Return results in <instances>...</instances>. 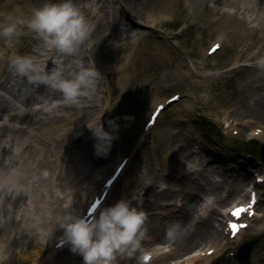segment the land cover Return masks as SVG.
<instances>
[{
    "label": "rangeland",
    "instance_id": "1",
    "mask_svg": "<svg viewBox=\"0 0 264 264\" xmlns=\"http://www.w3.org/2000/svg\"><path fill=\"white\" fill-rule=\"evenodd\" d=\"M90 1L74 0V3L81 9ZM45 3L46 0H0V25L24 22L17 24L19 35L10 40L0 37V70L5 66L4 63L17 56H28L35 60L47 58L45 64H50L49 59L54 57L56 62L63 63L65 75L73 70V61L77 57L47 54L42 42L26 27L33 10ZM128 3L136 7V16L141 14V10L154 14L158 9L169 7L161 14L166 22L157 29H152L144 23L131 26L128 19L130 11H126L122 5ZM87 19L95 25L91 37L92 45L85 47L79 58L85 61L86 66L90 65L100 73L97 84L92 89L94 91L97 87H102V90L98 91L97 101H81L76 108H70L74 105L55 106L59 102L54 103L56 99L52 94L35 89L36 85L29 86L25 78H10L14 81L9 83L8 87L2 83L5 78L0 82L1 123H8L7 115L13 111L26 113L31 107L34 108L32 110L42 109L49 116L58 114L56 118L48 119V126H51L48 132H42L40 127L33 125L32 132L23 135V144L18 141L12 147L9 145L11 151L18 149L12 159L9 154H3L5 151L0 152L1 224L4 223L1 221L3 216L11 212L5 217V220L10 221L9 227L3 235L0 232V236H3L0 239V264H13L20 259L18 242L29 254H34L40 249L41 246L32 248L26 245L28 233L24 228L35 225L42 232L51 230V227L39 226L42 214L49 216L50 212L38 211L36 207L50 205L52 193L61 194L60 185H66L69 189V185L59 177L69 168L72 161L75 164L79 162V166L87 163L88 168L84 167L94 171V179L99 180V186L87 183L90 187L89 193L79 197L75 205L82 208L83 214L87 204L121 161H126L127 166L111 188V197L104 207L112 206L121 199L132 202L138 198L137 195L140 196L138 204L144 201L153 202L154 197L145 194L154 183L156 173L162 167L161 162L166 163L169 156L176 155L185 164L182 175L194 173L190 176L207 186V193H200L196 198L199 207L197 211H191L189 223L195 226L201 219L207 218L212 209H216L218 211L211 218V224L220 233L224 228L223 214L242 199L233 202L232 198L224 204L217 202L227 195L229 186L236 183V179L244 177L246 171L241 165L250 170V177L247 182L241 183L240 196L238 194L234 198L245 196V203H248L247 189L256 183L259 174L264 176V164L260 158L264 145L262 129L254 128L240 132L238 128H231L230 131L232 116L223 118V114L218 113V108L213 104L218 101L220 106L222 103L230 105L233 101H240L239 96L243 95L246 98L245 103L243 106L238 105L235 114L238 117L252 116V111L258 108L257 100L264 97V89L257 90L259 86L264 85V69L256 64L257 60L264 57V0H104L99 5H92L91 15ZM141 36L148 41L143 39L142 43L138 44ZM125 37H128L130 48L117 57L106 51V45L121 47L123 44L120 39ZM213 44L221 47L216 53L209 55L208 49ZM152 52L164 56L165 59L160 60L157 55L153 61L150 55ZM252 56L254 59L248 60ZM238 57L240 60H235ZM113 58L116 63L112 66ZM165 63L172 66H165ZM121 65L126 67V70L115 72L112 77L110 68L113 70L116 67L120 70ZM240 65L243 66L238 67ZM248 66H257L258 72L249 75ZM156 69L159 70L155 72ZM191 71L194 75H189ZM251 77L263 79L260 82L254 81L249 90H244ZM91 95L90 90L89 96ZM126 95L130 97L123 100L122 97ZM176 96L178 101L172 103L171 99ZM198 97L205 101L198 102ZM189 101L195 103L193 109H187ZM165 102V109L156 124L149 131H144V123L155 105ZM77 111L81 112L80 115L89 111L91 115L85 119L79 118L73 123L59 121L61 117H69ZM39 114L44 116L42 111ZM113 117L115 121H112ZM248 120L263 121L257 115ZM130 123L134 125L135 131L132 134L136 137L131 139V134L121 149L109 152H105V146L98 142L88 129L102 125L105 131L111 134V142L115 138L113 133L124 128L123 132H126ZM11 124L18 125L15 122ZM76 124L77 128L67 134L68 129ZM261 126L264 127V123H261ZM81 132L86 135V139L77 142ZM12 136L13 134L6 136V133L2 132L0 141L9 140ZM137 137L140 140L138 147L128 154V149L137 141ZM92 138L95 142H90ZM114 143L116 147L122 144L118 140ZM19 146L21 148H18ZM200 146L205 147L208 153L213 150L214 155L210 158L209 154L200 153ZM66 151L71 153L72 157L65 158ZM187 154L191 155L188 160L185 159ZM51 159L53 163L46 162ZM110 169L111 172H108ZM261 179L263 182L260 183V196L263 201L256 211V215H260H254L251 221L245 219L249 222V227L238 237L230 239L228 245L235 251L230 252L226 264H239L237 251L242 244L253 239L258 241L245 264H264V178ZM226 181H229L227 186ZM162 182L157 183L156 190L166 191L169 186L173 187L172 183ZM84 187L83 184L82 188ZM72 190L77 191V188ZM176 201L177 199H174L172 202ZM168 202L169 199L162 200L161 205ZM56 204V200H53V206ZM160 211L156 209L155 212ZM72 213L74 214L73 210ZM6 227L7 225L4 229ZM60 240L61 237H56L52 247L42 254L41 259L37 256L31 258L40 264H45L51 258L53 260L50 264H83L82 257L74 254L71 246L60 251L62 247L57 244ZM171 248L170 243L150 248L140 244L133 256L117 258H127L128 264H143L142 256L149 253L151 259L146 264H160L157 261L154 263L156 257L169 252ZM199 252L196 249L189 254L169 255L164 264H186L187 258Z\"/></svg>",
    "mask_w": 264,
    "mask_h": 264
},
{
    "label": "bare ground",
    "instance_id": "2",
    "mask_svg": "<svg viewBox=\"0 0 264 264\" xmlns=\"http://www.w3.org/2000/svg\"><path fill=\"white\" fill-rule=\"evenodd\" d=\"M54 1L55 0H46L47 3L54 2ZM103 1L104 0H91L89 3H87L86 6H83L81 8V11L84 13V15L87 18H89L91 15L92 5H99ZM122 5L126 11H127V9L130 11L128 14V19L130 21L131 26H138V25H142V23H144V24H148V27H150L152 29H157L158 26L161 27L166 22V20L163 19V16L161 17V14H162V12L167 11V9L169 7H164L162 9H158V10H156V12L154 14H151L150 12H145V11L141 10V14L139 16H136V12H135L136 7L132 3L122 4ZM99 9H100V7L98 8V10ZM102 9L103 8L101 6V11H103ZM142 16H144V17H142ZM143 39H145V42L148 41V40H146V38L144 36L143 37L141 36L138 40V44H141ZM120 41L123 44L121 47L106 45L107 46V48H105L106 51L111 53L114 57H117L121 53H123L126 49L130 48V44H128V37L120 39ZM52 53H54V52H47V54H52ZM150 55L152 56L153 61H155L154 58L158 55V53H153ZM158 58L160 60L165 59V57L161 56V55H158ZM238 59L240 60V57L236 58L235 60H238ZM251 59H254V57L252 56V57L248 58V60H251ZM41 60L43 62H45L47 60V58H41ZM115 61H116V59L113 58V61L111 62L112 66H113V64L116 63ZM245 61H247V59ZM236 63L239 64L238 61H236ZM109 64H110V62H109ZM165 66H172V65L165 63ZM177 66H179V65H177ZM241 66H243V65H240L238 67H241ZM53 67H54V65L52 63L48 64V69L53 68ZM160 67H163V66H159V68ZM248 67H250V69L248 71L249 75H252V74L258 72L257 66H254V67L248 66ZM125 70H126V67H124L123 65L120 66V70L116 67L112 70V67H111L110 68V74L113 77V74H116L115 72H120V71L124 72ZM158 70L159 69H156L155 72H157ZM225 73L227 74L228 72L226 71ZM6 74H9V69L7 68V66H2V69L0 70V82L5 78V81L7 80V82L3 81L2 83L4 84V86L6 84V87H8V84L12 83V81H14V80H12V81L10 80V78H12V77L14 78V75L9 74L8 76H6ZM189 75H194V72L191 71L189 73ZM262 79H263L262 77H259V78L255 77L254 79L251 77V80L249 82H247L246 86L244 87V90H249V87H252V83L254 81L259 80L258 82H260ZM26 84H28V83L26 82ZM261 88L264 89V85L259 86L257 90H261ZM99 89L102 90V87H97L94 91H92V89H91L92 95L88 96L89 99H87V97H86V99H83L82 101H84V102L85 101H88V102L97 101L98 100L97 94H98ZM207 89H209V85H207ZM58 95H59L58 93L52 94V96H58ZM236 95H237V92H236ZM129 97H130V95H126V96H123L122 98L124 100V99L129 98ZM239 97H240V101H233V103L230 105H224L222 103L221 104L222 106H220V103L218 101H216V102L214 101L213 104L218 108L217 112L218 113L221 112L220 114H223L222 115L223 118H224V116H226V118H228L229 116H232L233 119H232V122L230 123V126H229L230 131H231V128H234V130L238 128L240 132H242L244 130H249V129L252 130L254 128L255 129H262V134H263L262 136H264V127L261 126V123L262 124L264 123V97L261 99H258L257 104L255 101V104L258 106V108L256 110L252 111V113H253L252 116L240 115L242 117H240V116L238 117V115L235 114V112L238 109V105L243 106L245 103V99H246L245 97H243V95H240ZM139 100L140 99L137 96V101H139ZM204 101H205L204 99H202L201 97H198V102L202 103ZM160 104H163V103H157L155 106L157 107ZM187 105H188L187 109H193V107L195 106V103L189 101V102H187ZM65 108H67V107H65ZM70 108H76V107L73 106ZM32 109H34V108L31 107V109L29 111H27L26 113L13 111L10 115L9 114L7 115L8 116V118H7L8 123L5 124V123L0 122V124H2V126L0 127V138L2 137V132H5L6 136L13 134V136L9 140L0 141V152L5 151L3 154H6V155L9 154L11 156L10 159H12V157L17 154L16 150H18V149L11 151V150H9V145H10V147H12L13 144L18 143V141H20V144H23L21 142L23 135L32 132L31 127L33 125L40 127L42 129V132H48V130L51 127L50 125L48 126V119L56 118L58 116L57 113L49 116V114L46 113V111H43L42 109H40V110H37V109L32 110ZM229 109H232V111ZM40 111L43 112V114H44L43 117H41L42 115L39 114ZM9 112H11V111H9ZM80 114H81V112L77 111V112H74L69 117L68 116L67 117H65V116L61 117L59 121H61L63 123L64 122L73 123L79 118L85 119L88 115H91V112L87 111L86 113H83L82 115H80ZM256 115L260 116V119H262L263 121L260 122V121H256V120H248V119H251L253 117H256ZM149 118H150V116H149ZM2 119H4V118H2ZM115 120L116 119L113 117L112 121H115ZM12 122L18 123V125H12L11 124ZM26 122H27V126H25ZM146 122L144 123V125L146 124ZM75 128H77V124L74 125V127H70L67 131V134H70ZM86 129H84L83 131L85 132ZM124 129H121L118 132L116 131L117 133L116 132L113 133L115 138L111 142H109L110 143L109 147L104 148L105 152H109V151L115 150L117 148L121 149L123 147V145L128 141L129 136L132 134V132L135 131L134 125L132 123H130L128 128H126V130H127L126 132H123ZM135 137H136V135L132 134L131 139L132 138L134 139ZM41 138H42V136H41ZM85 139H86V135L81 132L79 137H78L77 142H83ZM116 140H118L120 143H122L121 146L116 147V145L114 143ZM90 142H95V139L92 138L90 140ZM139 143H140V140L137 137V141H134L133 145L128 149V154L133 153L134 150H136ZM18 148H21V147L19 146ZM199 149H200V153H202V154L207 153V154H209L210 158L212 157V155H214V153L212 152L213 150L208 153V150L205 147L200 146ZM64 153H65V158L72 157L71 153H69L68 151H66ZM190 157H191V155L187 154L185 156V159L188 160V159H190ZM230 158L234 159L235 161L237 160L233 156H230ZM69 159L70 158H68V160ZM101 159H102V157H101ZM8 161H9V159H8ZM0 162H1V158H0ZM46 162L49 164L53 163L52 159L47 160ZM121 162H123V161H121ZM8 164H11V163L8 162ZM161 165H162L161 169L156 173L154 183L152 184L151 188H149L147 190V192L145 194L146 196H153L154 201L153 202L144 201L143 203L138 204L137 201L140 199V196H138V195H137L138 198H136V200H134L132 202L130 201L133 206H136V207H138V209L140 211H143L145 214V217H146V220H145V223L143 226L144 235H143V238L141 239L140 244L143 247L150 248V247H155L158 244L170 243V245L172 246L171 250L167 253H162L160 256H157L156 259L154 260V263L157 261L160 264H164V262L166 261V258H168L167 256H169V255L179 256L181 254H183V255L189 254V253H191L197 249L200 252L198 254H195V255L187 258V260H185L186 264H226L227 260L229 258L230 252H234L235 249L228 245V243H230L231 237H230V233L227 232L226 226H224L222 232L220 233L217 231L215 226H213V224H211V218L213 217L214 214L217 213L218 210L212 209L210 214L208 215V217L207 218L205 217V219H201V221H199L197 224H195V226L193 224L189 223V218H190L191 213H192L191 211L194 210V212H195L198 210V207H199L196 198H198L200 193H203V194L207 193L206 184L202 183L199 180H197L196 178H193L192 176H190V175H193L194 173H191L188 175L187 174L182 175L181 171H182V169L185 168V166H184L185 164L176 155L169 156L166 163H164V161H162ZM84 166L88 168L87 163H86V165L79 166V162H78V164H75L72 161L69 165V168L66 171H64L63 175H60V177H59V179H62L65 183H67L69 185V189L66 188V185L65 186L60 185L61 194L56 195L55 192H53L52 193V202L50 205L36 207L38 211L50 212L49 216H45L44 214H42V219L39 223V226L40 227H48V228L51 227V230L49 232H47L46 230L44 232H42V231H39L38 227L35 225L34 226H26V228H24V230H26L28 233V240L26 242V245H28L29 247H32V248L33 247L38 248L40 246L41 247L39 250H36L34 252V254H29L28 252H26L24 250L23 247L20 246V244L18 242V247L20 250L19 254L21 257L17 261H14L13 264H40L39 261L33 260L31 258V256H37L38 259H41L43 257L42 254H44V252L48 251L52 247V244H54V239L58 236L61 237V240L57 243L58 247L61 248L63 246L60 249V251H63L64 249L71 246L66 241V238L64 237L63 230L60 229V223L62 221V218L69 212V209L71 210V212H69V213H72V210H73L74 214H76V215L86 216L87 211H85L82 214V208L76 207L75 205H77L76 203L79 200V197L85 196L89 193L90 187H89V185H87V183L90 182L92 185L99 186V180L96 181V179H94V176H93L95 172L89 171ZM116 167H115V169H116ZM241 168L242 169L245 168L246 173H245L244 177H240V178L236 179V183L229 186V189H228L229 191L227 192V195L223 198H220L217 202L218 204H224L226 201H228L232 198L234 200L233 202H236L238 199L241 198L242 200L239 203L245 204V202H246L245 196L234 198L238 194L240 196V194H241L240 193L241 183L243 184V183L247 182L249 180V177H250L249 176L250 170L249 169L246 170L245 165H241ZM115 169H114V171H112L113 174H115ZM108 172H111V169L108 170ZM257 177L264 178V176L260 175V174ZM257 177H256V179H257ZM159 181H163L162 183H164V182L170 183V184L172 183L173 187L169 186V188L166 191H158L156 189L158 187L157 183ZM83 184L85 186L84 188H82ZM227 184H229V181L225 182V186H227ZM49 185H50V183H48V186ZM253 185H254V188L252 191L256 190L257 195H258V202H257L255 208L256 207L259 208L260 203L263 201V198H261V196H260L262 186L257 184V183H255ZM175 186H177V188ZM73 188H75V189L77 188V191L73 192V190H72ZM103 190H104L103 187L99 188V191L97 193H95V195L93 197L99 196L103 192L108 193V191H110V190H104V191ZM109 195L110 196L108 197V199L105 200L106 202L109 201V199L111 197V192H109ZM167 199H169V202L164 203V205H161V201L167 200ZM174 199H177V201L172 202ZM53 200H56V203H57L54 206H53ZM249 200H250V195H249ZM67 202H68V204H64ZM106 202H105V204H106ZM88 204H87V206H88ZM105 204H104V206H105ZM156 209H159L161 211L155 212ZM8 213L11 214V212H8ZM8 213L6 215H8ZM6 215H4L3 216L4 219L1 220L4 223L3 224L0 223V232H2V235H3L4 231L10 225L9 224L10 221L5 220ZM259 215L260 214H257L256 217H259ZM247 219L250 220V217H247ZM6 225H7V227L4 229V226H6ZM169 228H172V230H173V235L171 237L167 236V231L169 230ZM241 232L242 231L240 229V231L237 235L239 236V234ZM2 235L0 236V239L3 237ZM41 249H42V251H41ZM146 254H149V253H146ZM146 254H144L142 256V259L144 258V256ZM117 259L118 260H116V264H128L129 263L127 258H117ZM52 260H53V258L49 259L48 262H46L45 264H50V262ZM67 264H74V263H67Z\"/></svg>",
    "mask_w": 264,
    "mask_h": 264
},
{
    "label": "clouds",
    "instance_id": "3",
    "mask_svg": "<svg viewBox=\"0 0 264 264\" xmlns=\"http://www.w3.org/2000/svg\"><path fill=\"white\" fill-rule=\"evenodd\" d=\"M18 23L24 22L0 25V37L10 40L19 35ZM26 27L42 42L45 52H54L61 57H77L73 61L74 68L65 75L63 63L53 61L54 67L49 71L46 64L34 58L17 56L11 60V70L31 84L46 85L49 91L59 92L64 104L79 106L82 99L90 95L100 77L98 70L86 66L85 61L79 58L82 50L92 45L95 25L74 0H56L34 9ZM256 64L264 69V57ZM89 130L105 148L110 146L111 134L102 125L89 127ZM145 220L143 211L121 199L101 209L98 215L68 213L62 218L60 229L71 245V251L82 257L83 264H116L117 256L131 257L139 249ZM172 235L173 230L169 228L167 236Z\"/></svg>",
    "mask_w": 264,
    "mask_h": 264
},
{
    "label": "water",
    "instance_id": "4",
    "mask_svg": "<svg viewBox=\"0 0 264 264\" xmlns=\"http://www.w3.org/2000/svg\"><path fill=\"white\" fill-rule=\"evenodd\" d=\"M261 158L264 162V145L262 146V149H261ZM257 241L258 239H253L241 245L238 251V257L240 261L239 264H245L246 262L249 261L250 255Z\"/></svg>",
    "mask_w": 264,
    "mask_h": 264
},
{
    "label": "snow or ice",
    "instance_id": "5",
    "mask_svg": "<svg viewBox=\"0 0 264 264\" xmlns=\"http://www.w3.org/2000/svg\"><path fill=\"white\" fill-rule=\"evenodd\" d=\"M245 211L244 209L237 210V213H234V215H237L239 212Z\"/></svg>",
    "mask_w": 264,
    "mask_h": 264
}]
</instances>
